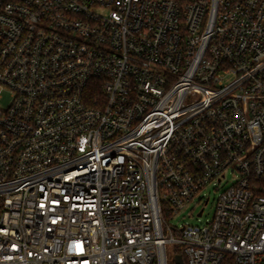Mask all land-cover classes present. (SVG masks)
Here are the masks:
<instances>
[{"label": "built area", "instance_id": "1", "mask_svg": "<svg viewBox=\"0 0 264 264\" xmlns=\"http://www.w3.org/2000/svg\"><path fill=\"white\" fill-rule=\"evenodd\" d=\"M5 91L0 264H264V0H0Z\"/></svg>", "mask_w": 264, "mask_h": 264}, {"label": "rangeland", "instance_id": "2", "mask_svg": "<svg viewBox=\"0 0 264 264\" xmlns=\"http://www.w3.org/2000/svg\"><path fill=\"white\" fill-rule=\"evenodd\" d=\"M231 79V77L226 78V82H228ZM11 100L10 92L5 91L2 96L0 97V107L1 108H6ZM227 179L231 180L232 175L228 174ZM226 185L225 184H220V188H224ZM217 190L213 188V186H208L205 189L206 196L209 197V202L207 205L202 203H196V200L191 201L186 205L185 208L182 210L178 211L175 214H171L170 216L166 217V221L168 225L176 230H174V235H178V229L181 228V225L185 222L188 221L190 223H197V214L198 212L203 209V216H202V221H205L206 219H211L214 215L215 211V205H216V196H217ZM168 248V254H169V262H173V255L174 251L176 249V246L172 243H169L167 245Z\"/></svg>", "mask_w": 264, "mask_h": 264}, {"label": "water", "instance_id": "3", "mask_svg": "<svg viewBox=\"0 0 264 264\" xmlns=\"http://www.w3.org/2000/svg\"><path fill=\"white\" fill-rule=\"evenodd\" d=\"M199 215H200V213H199ZM176 262H178L179 264H184L183 258L181 256L176 257Z\"/></svg>", "mask_w": 264, "mask_h": 264}]
</instances>
